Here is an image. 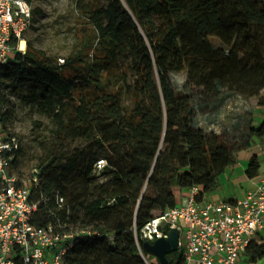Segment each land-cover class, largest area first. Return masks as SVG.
Returning <instances> with one entry per match:
<instances>
[{"label":"trees","instance_id":"obj_1","mask_svg":"<svg viewBox=\"0 0 264 264\" xmlns=\"http://www.w3.org/2000/svg\"><path fill=\"white\" fill-rule=\"evenodd\" d=\"M77 7L93 32L91 53L61 63L27 42L0 64L1 128L11 133L13 96L51 123L38 140L30 222L79 233L64 264H161L144 250L142 228L178 203L177 189L198 187V199L216 190L239 153L264 138V117L253 125L249 109L236 132L203 125L209 102L197 100L234 92L264 107L254 75L264 61V0H77ZM39 13L33 7V21ZM227 51L237 54L235 70ZM100 159L104 180L94 173ZM259 166L253 153L246 176ZM243 255L257 262L264 243L251 242ZM167 258L184 260L181 250Z\"/></svg>","mask_w":264,"mask_h":264},{"label":"built area","instance_id":"obj_2","mask_svg":"<svg viewBox=\"0 0 264 264\" xmlns=\"http://www.w3.org/2000/svg\"><path fill=\"white\" fill-rule=\"evenodd\" d=\"M32 23L31 2L0 0V64L12 53L26 51L25 33ZM20 148L17 135L0 126V264H64L79 233L66 232L60 222L45 226L30 222L38 206L30 195L39 169L34 168L25 180L10 173ZM105 165L100 159L95 170ZM198 193L199 188L193 187L175 206L153 217L140 237L154 241L177 228L183 264H238L246 247L257 241L258 232L264 228V159L252 189L244 197L203 200L205 194L198 199ZM57 199L62 201L60 196Z\"/></svg>","mask_w":264,"mask_h":264},{"label":"rangeland","instance_id":"obj_3","mask_svg":"<svg viewBox=\"0 0 264 264\" xmlns=\"http://www.w3.org/2000/svg\"><path fill=\"white\" fill-rule=\"evenodd\" d=\"M81 1L91 2L94 0ZM32 6L38 7L41 13L34 15L35 20L25 33L26 42H30L34 47L44 50L49 55L60 58L77 51H81L84 56L91 53L90 44L93 41V32L84 22L77 7V0H32ZM226 54L229 55L230 68L235 70L237 54L232 51H227ZM211 63L213 74L217 77L218 64L213 59ZM254 75L263 86L261 93L264 94V61L257 66ZM12 99L16 103L17 109L9 129L19 138L22 149L10 173L20 180H25L30 178L38 163L39 136L48 132L51 123L47 117L35 112L22 97L13 96ZM197 100L198 103L209 102L208 108L200 111L199 114L201 123L206 126L214 121L215 123L219 122V129L228 127L236 132L241 127L243 118L248 117V109L252 111L253 125H258L264 117V107L257 105L256 97L225 92L221 94V98L215 96L209 98L203 95L198 96ZM122 101L128 108L135 104L134 98L128 92L123 94ZM237 125L240 126L236 128ZM251 149L258 153L259 160L262 162L264 159V138H254L252 146L242 151ZM238 162L245 165L247 160L242 155L238 158ZM101 171L95 170L94 173L99 180H104ZM228 183L221 188L223 192H227L226 194L232 192L236 186L234 182ZM238 264H264V255L255 263L248 262L243 255L239 258Z\"/></svg>","mask_w":264,"mask_h":264},{"label":"crops","instance_id":"obj_4","mask_svg":"<svg viewBox=\"0 0 264 264\" xmlns=\"http://www.w3.org/2000/svg\"><path fill=\"white\" fill-rule=\"evenodd\" d=\"M253 153L255 152L252 149L247 151H242L239 157L243 155V158L247 160L246 164L243 165L242 163L240 164V162H238L235 166L228 167L220 177L221 181L219 187L213 192L205 194L203 200H211V199L223 200V199H235V198L244 197L247 191L252 189L256 180V177L249 178L245 174V168L248 164V160ZM228 182H234L236 183L235 184L236 186L233 188L232 192H228V194H226L227 192H223L221 188L222 186L224 187ZM177 192L179 193V200H178L179 202L181 198L187 196L190 191H180L179 189H177ZM256 242L264 243V228L258 232Z\"/></svg>","mask_w":264,"mask_h":264},{"label":"water","instance_id":"obj_5","mask_svg":"<svg viewBox=\"0 0 264 264\" xmlns=\"http://www.w3.org/2000/svg\"><path fill=\"white\" fill-rule=\"evenodd\" d=\"M178 240L179 231L177 228H172L166 235L154 241L144 240L143 248L155 256L161 264H168L167 254L178 250Z\"/></svg>","mask_w":264,"mask_h":264},{"label":"bare ground","instance_id":"obj_6","mask_svg":"<svg viewBox=\"0 0 264 264\" xmlns=\"http://www.w3.org/2000/svg\"><path fill=\"white\" fill-rule=\"evenodd\" d=\"M21 45H22V48H24L25 47V42L23 41Z\"/></svg>","mask_w":264,"mask_h":264}]
</instances>
